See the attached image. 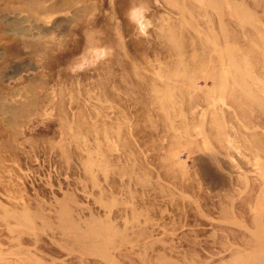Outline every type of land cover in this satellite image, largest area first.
<instances>
[{
    "label": "rangeland",
    "instance_id": "rangeland-1",
    "mask_svg": "<svg viewBox=\"0 0 264 264\" xmlns=\"http://www.w3.org/2000/svg\"><path fill=\"white\" fill-rule=\"evenodd\" d=\"M0 264H264V0H0Z\"/></svg>",
    "mask_w": 264,
    "mask_h": 264
},
{
    "label": "clouds",
    "instance_id": "clouds-1",
    "mask_svg": "<svg viewBox=\"0 0 264 264\" xmlns=\"http://www.w3.org/2000/svg\"><path fill=\"white\" fill-rule=\"evenodd\" d=\"M149 9L138 7L130 10L128 19L131 23L136 25V29L138 30L139 36L147 38L149 36V29L153 27L152 22L147 17V12ZM107 51L104 49L94 50L92 52L93 59L91 61L85 60L80 65L72 68L71 71H83L86 66H94L96 63H99L101 60L107 58Z\"/></svg>",
    "mask_w": 264,
    "mask_h": 264
},
{
    "label": "bare ground",
    "instance_id": "bare-ground-1",
    "mask_svg": "<svg viewBox=\"0 0 264 264\" xmlns=\"http://www.w3.org/2000/svg\"><path fill=\"white\" fill-rule=\"evenodd\" d=\"M13 42H14L13 40H10V41H8V45H9V46H7V45H5V46H6V47H10V46H11V43H13ZM6 47H5V48H6ZM6 49H7V48H6ZM8 49H9V48H8ZM7 51H8V50H7ZM10 51H11V50H10ZM14 51H15V50H14Z\"/></svg>",
    "mask_w": 264,
    "mask_h": 264
}]
</instances>
